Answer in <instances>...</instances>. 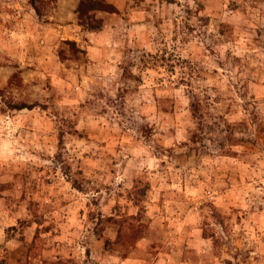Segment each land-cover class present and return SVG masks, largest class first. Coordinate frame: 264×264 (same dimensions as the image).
I'll return each instance as SVG.
<instances>
[{
  "label": "rangeland",
  "instance_id": "obj_1",
  "mask_svg": "<svg viewBox=\"0 0 264 264\" xmlns=\"http://www.w3.org/2000/svg\"><path fill=\"white\" fill-rule=\"evenodd\" d=\"M105 1L0 0V264H264V0Z\"/></svg>",
  "mask_w": 264,
  "mask_h": 264
},
{
  "label": "trees",
  "instance_id": "obj_2",
  "mask_svg": "<svg viewBox=\"0 0 264 264\" xmlns=\"http://www.w3.org/2000/svg\"><path fill=\"white\" fill-rule=\"evenodd\" d=\"M29 1L34 5V0H29ZM94 5H96V7L101 10H105L109 12L115 11V7L111 3L106 2L105 0H79L77 9H76L77 18H78L79 24H81L87 29H93L97 26L96 25L97 20L92 14L89 13V11H92V9L94 8ZM35 9L38 10L36 5H35ZM64 42L66 44L71 45L73 47V50H75L74 41L65 40ZM129 218L130 220H132V219H135L136 217L135 215H130ZM109 219H112V217H109ZM120 227L122 228V225ZM120 227L119 229H117V239L119 238L123 230ZM58 263L59 264H69V263L75 264L71 259L58 260Z\"/></svg>",
  "mask_w": 264,
  "mask_h": 264
},
{
  "label": "crops",
  "instance_id": "obj_3",
  "mask_svg": "<svg viewBox=\"0 0 264 264\" xmlns=\"http://www.w3.org/2000/svg\"><path fill=\"white\" fill-rule=\"evenodd\" d=\"M228 190L226 191V193L225 194H223V195H225L223 198L225 199V198H227V196H228ZM187 264V263H186Z\"/></svg>",
  "mask_w": 264,
  "mask_h": 264
}]
</instances>
